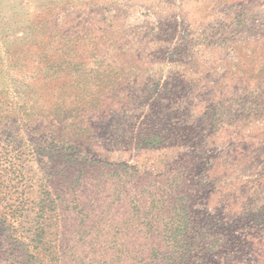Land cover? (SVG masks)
<instances>
[{"label":"rangeland","instance_id":"374dc122","mask_svg":"<svg viewBox=\"0 0 264 264\" xmlns=\"http://www.w3.org/2000/svg\"><path fill=\"white\" fill-rule=\"evenodd\" d=\"M0 264H264V0H0Z\"/></svg>","mask_w":264,"mask_h":264}]
</instances>
